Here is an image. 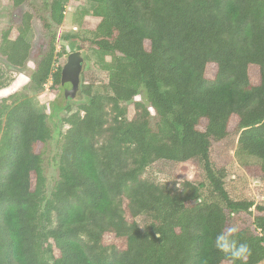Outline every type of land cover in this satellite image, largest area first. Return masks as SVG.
<instances>
[{
    "label": "trees",
    "instance_id": "1",
    "mask_svg": "<svg viewBox=\"0 0 264 264\" xmlns=\"http://www.w3.org/2000/svg\"><path fill=\"white\" fill-rule=\"evenodd\" d=\"M86 1L92 10L80 24L89 37L64 39L72 50L88 44L108 95L87 86L64 119L48 197L38 152L51 138L45 116L27 99L2 100L0 264H231L214 246L230 225L251 249L243 264H263L264 206L231 200L210 153L235 138L237 156L254 160L242 166L247 177L264 181V0ZM12 3L18 23L2 33L0 54L20 71L38 52L33 89L49 79L59 87L62 0L53 1L51 21L37 17L38 51L26 40L33 12H20L30 0ZM141 93L145 103L135 100ZM159 162H192L221 202L203 199V183L172 189L163 177H144ZM138 216L149 219L144 229Z\"/></svg>",
    "mask_w": 264,
    "mask_h": 264
},
{
    "label": "rangeland",
    "instance_id": "2",
    "mask_svg": "<svg viewBox=\"0 0 264 264\" xmlns=\"http://www.w3.org/2000/svg\"><path fill=\"white\" fill-rule=\"evenodd\" d=\"M54 0H30L28 8L23 6L20 12L25 10L33 12V25L27 34L26 40L31 43L33 51H38L40 40L42 38L43 27L38 23V16H45L51 21L49 11ZM61 9L63 15L62 24L56 29L55 53L57 56L53 62V70L57 67L61 68L65 65L67 57L72 52L80 51L83 57V69L80 73V86L76 98L72 101H66L63 95V88L53 87L51 81L46 82L42 89L35 91L30 82V75L36 66V60L39 58L34 52L30 55V59L20 71L11 68L0 54V73L3 86L0 88V104L2 100L13 96V101L27 99L33 108L45 116L47 126L51 131V138L44 145H40L38 152L41 154V168L45 179V195L49 196L55 183L59 179V155L62 145V136L68 129V125L64 119L76 112L86 99L84 91L87 86H91L92 94L108 95L104 90L106 78L104 72L99 69L97 59L90 50L87 43L76 41L75 50L74 43L64 39V36L80 34L89 37L82 29L80 24L83 14L90 13L92 4L86 0H62ZM33 9L34 11H32ZM13 3L12 0H0V42L2 33L7 31L9 27L17 24L18 15L12 17ZM13 19V21H12ZM1 53V52H0ZM136 101L145 103L143 93L135 98ZM150 114L154 116V111L146 105ZM109 109V106L107 107ZM129 118H132L133 106H130ZM134 111V110H133ZM236 139L231 138L221 143L214 144L211 148V161L214 169L224 171V186L231 200H253L256 204L264 206V181L255 180L247 177L242 166L244 163H252L254 160L247 156H237ZM151 173V174H149ZM163 177L167 180V185L178 188L182 182L189 181L195 185L199 183L205 184L203 189V199L208 201L221 202L217 197L209 192L210 187L204 177L201 168L189 162L185 166H174L169 162H159L155 167L149 170L144 177ZM137 224L144 229L149 219L146 216H138ZM54 226V223H53ZM254 229V227H252ZM260 233L259 231H257ZM264 264V263H263Z\"/></svg>",
    "mask_w": 264,
    "mask_h": 264
},
{
    "label": "clouds",
    "instance_id": "3",
    "mask_svg": "<svg viewBox=\"0 0 264 264\" xmlns=\"http://www.w3.org/2000/svg\"><path fill=\"white\" fill-rule=\"evenodd\" d=\"M238 231V226L230 225L219 232L214 239L215 248L225 254L230 259L231 264H236L237 261L243 264L251 255L249 245L238 242L235 238Z\"/></svg>",
    "mask_w": 264,
    "mask_h": 264
},
{
    "label": "water",
    "instance_id": "4",
    "mask_svg": "<svg viewBox=\"0 0 264 264\" xmlns=\"http://www.w3.org/2000/svg\"><path fill=\"white\" fill-rule=\"evenodd\" d=\"M83 69V57L80 51L68 55L65 65L61 69L60 84L66 101L75 99L80 86V73Z\"/></svg>",
    "mask_w": 264,
    "mask_h": 264
},
{
    "label": "built area",
    "instance_id": "5",
    "mask_svg": "<svg viewBox=\"0 0 264 264\" xmlns=\"http://www.w3.org/2000/svg\"><path fill=\"white\" fill-rule=\"evenodd\" d=\"M51 80H49V82H50Z\"/></svg>",
    "mask_w": 264,
    "mask_h": 264
}]
</instances>
